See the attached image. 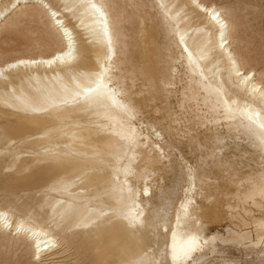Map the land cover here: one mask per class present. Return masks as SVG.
Listing matches in <instances>:
<instances>
[{
  "label": "rangeland",
  "instance_id": "374dc122",
  "mask_svg": "<svg viewBox=\"0 0 264 264\" xmlns=\"http://www.w3.org/2000/svg\"><path fill=\"white\" fill-rule=\"evenodd\" d=\"M47 1L59 9L70 4V0ZM99 1L110 25L122 31L119 48L125 53L119 70V53L107 60L104 49L92 52V64L99 65L96 57L105 56V67L119 82V89L127 94L134 92L137 103H146L142 96L137 97L139 89L152 90L149 113L135 121L143 144L135 163L147 179L137 187L141 190L147 183L152 192L142 201L143 225L129 228L113 212L101 219L98 212L91 213L84 220L88 225L62 222L56 232L64 240L63 254L56 262L141 264L136 261L146 256L148 264H171L167 246L177 224L182 233L195 234L202 242L216 233L244 235L250 242L263 239L264 228L256 223L264 218V202L255 194L262 168L256 151L257 136L244 125L225 120L220 103L206 93L202 80L192 70L177 32L180 26L192 32L204 22V16L185 6L184 21L177 24L158 0ZM202 1L216 5L227 15L233 25V47L244 66L260 73L264 82V0ZM176 3L183 7V0ZM79 6L75 2L74 9ZM49 24L46 12L37 5L11 17L0 29V64L20 55L50 53L48 44L54 43V34ZM144 27L150 37V57L164 81L155 80L162 88L158 97L155 87L143 83L141 70L135 68L131 56L132 44L141 43L137 32ZM80 35L91 42L84 32ZM25 73L14 72L10 81L0 84V207L42 222L47 220L53 199L66 200L72 194L102 207H115L117 199L106 192L110 186L107 181H96L86 190L74 187L70 194L48 191L61 177L71 179L76 174L68 161L37 153L38 140L53 124L45 114L25 111L2 99L11 94V86L17 92L27 89L21 84ZM214 120L219 122L212 126ZM228 229L230 233H226ZM30 245L28 240L0 230V264H32Z\"/></svg>",
  "mask_w": 264,
  "mask_h": 264
},
{
  "label": "bare ground",
  "instance_id": "6f19581e",
  "mask_svg": "<svg viewBox=\"0 0 264 264\" xmlns=\"http://www.w3.org/2000/svg\"><path fill=\"white\" fill-rule=\"evenodd\" d=\"M176 1L158 0L177 24L184 21L185 6L205 18L192 32L184 26L177 30L192 70L202 80L206 93L220 103L225 120H234L257 136L256 151L262 168L255 194L264 202V82L260 73L242 63L232 43L233 25L219 7L202 0H183L180 8ZM75 2L80 4L77 9H74ZM33 5L44 10L49 18L54 34V43L48 44L52 51L20 55L1 63L0 84L10 81L14 72L25 71L21 84L27 87L17 92L11 86V94L2 99L25 111L42 112L53 123L38 140L37 153L68 161L76 175L71 179L61 177L48 191L70 194L74 187L86 190L96 181H107L110 186L106 192L113 193L117 199L115 207H102L75 194L66 200L53 199L45 222L34 216L21 217L9 207H0V230L30 242L32 264H58L56 260L63 254L64 240L61 241L56 231L62 222L80 221L77 226L88 225L84 220L91 213L98 212L101 219L113 212L129 228L144 224L142 201L152 188L147 183L141 190L137 187L147 179L135 163V156L143 146L135 121L149 113L152 90L139 89L137 97L142 96L146 103H137L134 92L121 91L119 82L113 80L105 67V56L109 60L117 52L119 70L125 52L119 48L122 31L110 25L99 0H70L64 9L47 0H12L8 4L0 0V29L11 17ZM128 19L129 16L125 21ZM125 28L130 31L128 25ZM80 32L91 42L81 38ZM137 35L141 36V43L131 46L135 68L141 70L144 84L156 88L158 97L162 88L157 82L164 81L150 57L147 28L138 30ZM95 49L105 52L103 58L96 57L100 61L97 66L92 64ZM162 86L165 88V84ZM218 122L214 120L212 126ZM256 223L264 228V218ZM178 226L170 233L167 246L171 264H264V238L250 242L244 235L226 237L216 233L202 242L195 234L182 233ZM230 232V229L226 231ZM136 262L148 264L149 258L144 256Z\"/></svg>",
  "mask_w": 264,
  "mask_h": 264
}]
</instances>
